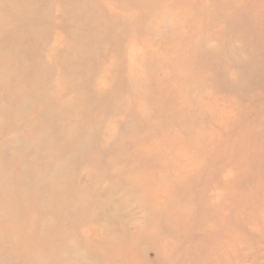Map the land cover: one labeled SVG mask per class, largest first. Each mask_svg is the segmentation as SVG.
I'll list each match as a JSON object with an SVG mask.
<instances>
[{"label":"rangeland","instance_id":"obj_1","mask_svg":"<svg viewBox=\"0 0 264 264\" xmlns=\"http://www.w3.org/2000/svg\"><path fill=\"white\" fill-rule=\"evenodd\" d=\"M0 264H264V0H0Z\"/></svg>","mask_w":264,"mask_h":264}]
</instances>
